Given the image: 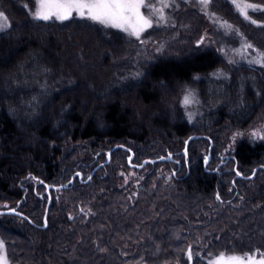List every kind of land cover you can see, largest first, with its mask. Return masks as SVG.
Segmentation results:
<instances>
[{"label":"trees","instance_id":"1","mask_svg":"<svg viewBox=\"0 0 264 264\" xmlns=\"http://www.w3.org/2000/svg\"><path fill=\"white\" fill-rule=\"evenodd\" d=\"M244 1L257 6L248 18L232 0H175L172 22L137 38L0 0V209L21 213L0 214L10 264H209L218 252H264V139L244 136L264 122V68L228 62L206 38L221 22L264 50V0ZM175 32L152 59L140 53Z\"/></svg>","mask_w":264,"mask_h":264},{"label":"snow or ice","instance_id":"2","mask_svg":"<svg viewBox=\"0 0 264 264\" xmlns=\"http://www.w3.org/2000/svg\"><path fill=\"white\" fill-rule=\"evenodd\" d=\"M201 4L206 8L209 0H200ZM235 7L240 11L245 18L247 16L248 9H254L257 6L246 3L244 0H232ZM168 5L164 3L162 7L156 8L144 4V0H38L37 11L35 12L36 19L50 20L53 16L60 20L69 19L71 13L68 9L75 7L80 11V15L83 17L87 15V18L105 24L107 26L122 28L125 32H129L130 35H134L139 38L141 32L146 28L151 27V20L145 17L140 9L145 7L149 9L150 15H159L160 19H164V8ZM52 9L58 11L53 12ZM63 10V11H60ZM0 30L9 26L7 17L3 13H0ZM256 23V21H252ZM231 27L230 25H227ZM245 48H251L252 45L245 44ZM258 63H264V53H260V59ZM192 103L191 93L189 92L184 97V104ZM253 135H259L253 133ZM264 138V137H262ZM240 173H237L239 175ZM79 175V174H77ZM91 179V177H89ZM7 207V206H5ZM11 211H15L12 209ZM3 242L0 241V264H7L6 255L3 253ZM264 255V254H261ZM192 258L191 251L188 252V259ZM248 264H264V259L255 260L253 257H247ZM216 264H244V258L241 257H228L225 261L223 256L216 262Z\"/></svg>","mask_w":264,"mask_h":264},{"label":"rangeland","instance_id":"3","mask_svg":"<svg viewBox=\"0 0 264 264\" xmlns=\"http://www.w3.org/2000/svg\"><path fill=\"white\" fill-rule=\"evenodd\" d=\"M193 1L195 3L198 1L200 2V0H193ZM63 2H67V0H63ZM174 2H175V0H144L145 5L154 6L156 8L162 7V5L164 3H166L168 5L167 7L164 8V19L163 20L160 19L158 14L157 15H150L148 8L141 7L140 11L145 17H148L151 20V25L155 26V28L158 27L159 25H161V26L168 25V24H170V22H172V19L170 18V15H168L167 10L170 7V5ZM244 2H246V1H244ZM246 3H250V2H246ZM34 4H35V6H33L34 9L31 11L32 12L31 17L35 18V12L37 11L38 0H34ZM200 4H201V2H200ZM250 4H253V3H250ZM52 11L55 12L58 10L52 9ZM60 11H63V10H60ZM68 11H70V13H71L69 19H72V18H74V19H76V18L89 19V18H87V15L82 17L80 15V11H82V10H79L75 7L68 9ZM0 13H2V12H0ZM50 20H55V21H60V22L65 21V20L57 19L55 16H53ZM66 20H68V19H66ZM89 20H91V19H89ZM7 21L9 24L8 18H7ZM0 23H2V21H0ZM210 23H212V25L214 27L212 26V28H211V26H208L209 33L207 34L206 38H207V40L208 39L211 40L213 42V44H217L220 47V52H222V56L225 60H227L228 62L233 63V64L244 63L247 65L258 66V67L264 68V63H258L257 62V60L260 59V53H264V50L256 48L254 45H252L240 33V31H238L234 26L230 25L231 27H228L227 26L228 24H224L221 22H215L214 23V22L210 21ZM103 25H105V24H103ZM105 26H107V25H105ZM109 27H111V26H109ZM113 28H116V27H113ZM117 29H122V28H117ZM145 30H147V28ZM215 30L216 31L220 30L224 36L231 37V39L229 38L228 40H226V42L219 45V42L217 43V39L215 37ZM176 36H177V33L175 32L172 35H167L165 37L155 39V40L153 39L152 42L149 41L146 44L142 43L141 47H140L141 48L140 53L141 54H148L147 57L149 59H152V57L155 54L162 52V50L165 48L167 43H169L171 40L176 38ZM143 41H148V39H144ZM245 44H250V45H252V47L251 48H245L244 47ZM5 53L6 52H4V51L2 53H0V57L4 58L6 56ZM56 56H58V58L61 59L62 61H65V59L61 55V53L57 52ZM144 58L147 59L146 57H144ZM157 87L159 88V90L162 93L161 94L162 99L165 98L166 92H167L166 91L167 87H165L163 85H157ZM191 99H192V103L187 104V105L184 104V99H183V105L186 106L187 108L193 107L195 105L194 104L195 99H193L192 97H191ZM123 103H124V104H122L123 107H129L131 109V111L133 112V114H130L129 116H131V117L134 116L137 118V120H139V118H138L139 116L137 114L138 109H139V111L142 109H140L139 106L137 108V105L135 104V102L127 101V102H123ZM83 104H81V108L84 111L85 108H84ZM143 113H144V111H143ZM254 132L258 133L259 135L254 136L253 135ZM244 136L247 138H252V139L253 138L264 139V138H262V137H264V122L259 123V125H257L256 127L247 131V133H245ZM130 160H131V158H130ZM0 241H2L3 245H4L3 253L6 255L7 264H10L9 258L7 256V252H6V243H5V240L1 236H0ZM261 254H264V252H260V253H258V252L257 253L218 252V253L212 254L210 256L209 264H216V262L220 259L221 256H223L225 258V261L227 260L228 257H241V258H244V264H248L247 257H253L255 260L264 259V255H261ZM130 264H147V263H145L143 261H137V262L130 263ZM174 264H177V263H174Z\"/></svg>","mask_w":264,"mask_h":264},{"label":"water","instance_id":"4","mask_svg":"<svg viewBox=\"0 0 264 264\" xmlns=\"http://www.w3.org/2000/svg\"><path fill=\"white\" fill-rule=\"evenodd\" d=\"M196 137H199V135H197V134H191V135H189V136L186 138V140H185V147H184V151H185V152H186V148H187V145H188L189 141H191L192 139H194V138H196ZM119 146H120V145H115V146L111 147L110 150L107 151V156L110 155V152H111L112 150L116 149V148L119 147ZM210 147H211V145L209 146V149H210ZM130 153H131V151H130ZM209 154H210V150H209V152H208V154H207V156H206L205 164H206V162H207V160H208V158H209ZM131 155H132V154H131ZM131 155L128 157V160H127V162H128L129 165H131V164H130V158H131ZM169 158H170V155L167 156V157L160 156V157L153 158V159H146V160H144L141 164H139V165H133V166L141 167V166H143L146 162L154 163V162H156V161L167 160V159H169ZM97 167H98V166H96L95 168H93V170L90 172V175L95 171V169H96ZM255 171H256V169H255V170L253 171V173H252L251 175H249V176H243L242 174H239L238 176H239V177H244V178H250V177L253 176V174L255 173ZM73 178H74V175L71 177V179L69 180V182H72ZM69 182H66V183H64V184H60V185H50V184L47 185V184H46V191L49 192L50 189L58 190V189L66 188V187L68 186ZM49 201H50V195H49ZM12 209L15 210V208H3V209H0V214H20V215H21V213H19V212L16 211V210H15L14 212L11 211Z\"/></svg>","mask_w":264,"mask_h":264}]
</instances>
